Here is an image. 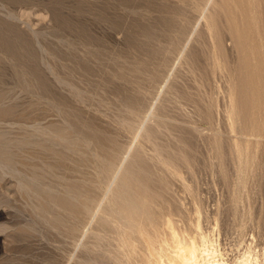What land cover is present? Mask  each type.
<instances>
[{
    "label": "rangeland",
    "instance_id": "obj_1",
    "mask_svg": "<svg viewBox=\"0 0 264 264\" xmlns=\"http://www.w3.org/2000/svg\"><path fill=\"white\" fill-rule=\"evenodd\" d=\"M229 1L0 0V264H142L130 251L149 257L147 240L137 231L123 235L110 195L118 179L111 182L109 165L143 172L144 193L154 187L145 194L153 208L159 201L175 205L172 210L168 204L171 210L163 209L159 221L172 217L171 230L188 241L199 239L196 245L205 246L207 257L238 264L250 255L264 264V136L254 158L259 169L246 176V196L234 180L231 141L243 147L252 139L248 148L252 145L254 154V131L227 117L229 97L243 95L239 50L227 25L235 21L232 16L241 21L250 11L245 20L255 18L253 24L243 17L234 26L248 32L254 25L258 41L253 30L249 36L258 44L253 45L258 57H264V0ZM223 5H229L228 12ZM239 23L251 27L246 31ZM250 174L257 180L253 184ZM166 229L159 223L149 238L163 257Z\"/></svg>",
    "mask_w": 264,
    "mask_h": 264
},
{
    "label": "bare ground",
    "instance_id": "obj_2",
    "mask_svg": "<svg viewBox=\"0 0 264 264\" xmlns=\"http://www.w3.org/2000/svg\"><path fill=\"white\" fill-rule=\"evenodd\" d=\"M208 1H210L211 2V0H208ZM229 1V0H228ZM237 1H239V0H237ZM236 1V2H237ZM243 1V0H242ZM254 1V0H253ZM260 1V0H259ZM197 2V1H196ZM210 2H208L209 4H210ZM241 2V0L239 1V3ZM245 2H248V1H245ZM206 3H207V0H206ZM227 3H229L230 4V1L229 2H227ZM226 3V4H227ZM232 3V2H231ZM235 3V2H234ZM233 3V4H234ZM242 3V2H241ZM244 3V2H243ZM255 3V2H254ZM254 3H250V4H252V6H253V4ZM263 3V2H262ZM223 4H224V2H223ZM245 4V3H244ZM246 4H248V3H246ZM249 4V5H250ZM230 5H232V4H230ZM248 5V6H249ZM257 5V4H256ZM229 6V5H228ZM227 6V7H228ZM233 6V5H232ZM231 6V7H232ZM235 6V5H234ZM247 6V5H246ZM247 6V7H248ZM203 7V6H202ZM223 7H225L226 9H224V11H226V12H228L227 10V7L226 6H224L223 5ZM250 7H251V5H250ZM249 7V8H250ZM229 8V7H228ZM233 8H235V7H233ZM249 8H247V10H246V12L247 11H249L248 9ZM258 8V7H257ZM217 9V8H216ZM251 9H252V7H251ZM250 9V10H251ZM220 10V9H219ZM237 9L235 8V10L234 11H236ZM256 9H254V11H255ZM218 11V10H217ZM232 11V10H231ZM230 11V12H231ZM251 11H253V10H251ZM259 11V10H258ZM225 12V13H226ZM239 12H241L240 10H239ZM214 13V12H213ZM237 16L239 15L238 14V10H237ZM242 13V12H241ZM240 13V14H241ZM248 14V16H249V14H250V11L249 12H247ZM258 13V12H257ZM215 14V13H214ZM230 13H228L227 15H229ZM232 14H233V12H232ZM234 14H235V12H234ZM242 14H244V13H242ZM251 14H252V12H251ZM222 15V14H221ZM236 15V14H235ZM234 15V16H235ZM246 15V16H247ZM236 16V17H237ZM244 17V15L242 16V19H243V17H244V19H243V21L245 20V18H247V17ZM251 16V15H250ZM233 17V16H232ZM231 17V19H234L235 21H236V19L238 18H232ZM240 17H241V15H240ZM257 17V16H256ZM212 18V17H211ZM219 18V17H218ZM228 18H230L229 16H228ZM242 19H241V21H242ZM253 19H255V18H253ZM253 19H250V17H249V20H251L250 22H249V20L247 21V20H245L244 22H249V24H253L254 22H252V20ZM209 20V19H208ZM212 21H213V18L211 19ZM230 20V19H229ZM239 20V22H241L240 21V19L238 18L237 19V21ZM211 21V22H212ZM217 21V20H216ZM225 21H226V18H225ZM228 21V20H227ZM233 21V20H232ZM234 21V22H235ZM242 21V22H243ZM254 21V20H253ZM257 21V20H256ZM261 21V20H260ZM234 22H230L229 21V23H231V24H229V25H232L231 26V28H229L228 27V25H227V29L229 30L230 29V31L229 32H233V37H234V39H235V45H236V49H238L239 51V55H237V56H239L240 57V67L242 68V76L240 77V80L238 81L241 85V88L240 89H242V92L241 93H243V95L242 96H238L239 97V100H238V98H236V97H234V96H232L233 94V92L231 93V95L230 96H232V97H229V101L231 102V105L229 106V104H228V106H229V115H230V117L227 115V117H228V119L230 118V122L231 123H233V122H240V121H242V122H240V124L242 123L243 124V122L244 123H246V124H250L251 126H252V130L254 131V134L252 133V136H254V142L256 143V144H254V145H256V147H255V149H256V151L254 150V147H253V150H254V152H256V153H254V154H252L250 151L252 150L250 147H252V145L251 146H249V148H248V145H249V143H250V141L252 140V139H245V133H244V136H242V137H244V141H245V144L243 145V147H240V145H237L236 144V141H235V144L234 143H232V142H234V141H231V149L233 150V153H234V155L235 156H237V169H238V171H235L236 173L238 172V178H236V179H234L235 181L237 180V186H238V188H239V190H243L244 189V187H245V184H247L246 182H248L247 180H246V176L247 175H249V173L250 172H253V170H255V171H257L259 168H258V166L256 167L255 165H254V158L255 157H257L258 155H257V153H258V150H260L259 149V147H261L260 145H259V143H260V141L258 140V138L259 137H261V135L262 136H264L263 135V132H264V112H263V108H264V96H263V94H264V79L262 80V79H260L259 78V74H261V70L263 69L264 70V57L262 56V54H261V56L262 57H258V54H257V51L255 52V50H254V42H253V44H252V39L255 37V35L256 34H258L259 32H257L255 29V27H251V25L249 26L248 24V26L249 27H251V29H249V31L250 30H253V28H255L254 30L257 32H254V30H253V32L252 33H255L254 34V37H252V39H251V37L249 36L250 34L252 35V33L250 32V34H249V31L248 32H241V31H238L237 32V30H236V28L237 27H235L234 25H235V23ZM232 23H234V24H232ZM238 23V22H237ZM209 24H210V22H209ZM228 24V23H227ZM240 24V23H239ZM245 25H243L242 24V26H245L246 27V31H247V27L248 26H246V23H244ZM210 26H211V28H212V24H210ZM209 26V27H210ZM238 26V25H237ZM241 26V24L239 25V27ZM241 26V27H242ZM255 26H257V25H255ZM235 28V29H234ZM242 29V28H241ZM240 29V30H241ZM210 30V29H209ZM244 30H245V28H244ZM148 31V30H147ZM146 31V32H147ZM167 31V30H166ZM216 31V30H215ZM243 31V30H242ZM231 32V33H232ZM148 33V32H147ZM231 35V34H230ZM250 37V38H249ZM261 37V36H260ZM230 38H232V37H230ZM250 40V41H249ZM254 40H257V36L254 38ZM263 40V39H262ZM258 41V40H257ZM218 42H220V41H218ZM256 44H257V42H255ZM259 43V42H258ZM254 45V46H253ZM258 45V44H257ZM264 46V45H263ZM258 47V46H257ZM259 47H262L260 44H259ZM235 48V47H234ZM235 49V50H236ZM264 49V48H263ZM257 50V49H256ZM261 50H262V48H261ZM221 51V50H220ZM263 51V50H262ZM262 51H259L260 53L262 52ZM258 52V53H259ZM264 55V54H263ZM224 56V55H223ZM260 56V55H259ZM238 59V58H237ZM236 59V60H237ZM232 62V61H231ZM236 63V62H235ZM239 63H238V66H239ZM226 65V64H225ZM237 66V67H238ZM223 67V66H222ZM227 67V66H226ZM231 67V66H230ZM240 67H238V68H240ZM228 69V68H227ZM229 70V69H228ZM235 70H237V68H235ZM238 71H240V70H238ZM238 71H237V73H238ZM240 71V72H241ZM136 72V71H135ZM227 72H229V71H227ZM231 72H233V71H231ZM231 72L229 73V74H231ZM263 73V72H262ZM235 74V73H234ZM241 75V74H240ZM227 76V75H226ZM237 76H239V74L237 75ZM135 77V76H134ZM230 77H233V75H230ZM235 78V77H234ZM264 78V77H263ZM232 79V78H231ZM237 79H238V77H237ZM43 81V80H42ZM229 81H231V80H229ZM235 81H236V79H235ZM44 82V81H43ZM232 82V81H231ZM230 82V83H231ZM233 82H234V80H233ZM237 82V83H238ZM42 83V82H41ZM45 83V82H44ZM43 83V84H44ZM47 85V84H46ZM46 85H44V86H41V85H39V86H41V88H43L44 89V87L46 86ZM231 85H232V83H231ZM226 86H229V85H226ZM234 86H236V85H234ZM49 88V87H48ZM231 88H233V85H232V87L230 86V90H231ZM236 88H238V86L236 87ZM234 89H235V87H234ZM229 90V91H230ZM233 90V89H232ZM231 90V91H232ZM230 91V92H231ZM234 91V90H233ZM235 93V92H234ZM240 93V94H241ZM230 98H231V100H230ZM30 107V106H29ZM31 107H32V105H31ZM35 107V106H34ZM34 107H32V108H34ZM31 108V109H32ZM12 109V108H11ZM28 109V108H27ZM31 109H29V110H31ZM34 110H35V108H34ZM5 111V110H4ZM28 111V110H27ZM45 111V110H44ZM228 111V110H227ZM243 111V112H242ZM35 112V111H34ZM245 112V113H244ZM6 113V112H5ZM11 113V112H10ZM24 113H26L25 111H24ZM27 113H29V112H27ZM30 114V113H29ZM27 115V114H26ZM32 116H33V114H32ZM32 116H31V119H32ZM37 116V115H36ZM35 117V116H34ZM38 118V117H37ZM30 120V119H29ZM32 120H34V119H32ZM36 121H38V119H35ZM25 121V120H24ZM39 121H40V119H39ZM42 121V120H41ZM45 122V121H44ZM43 122V123H44ZM229 122V121H228ZM38 123V122H37ZM29 124V123H28ZM47 124V123H46ZM45 124V125H46ZM63 124V123H62ZM237 124V123H236ZM240 124H238V125H240ZM234 125V124H233ZM245 125V124H244ZM41 126H43V124L41 125ZM243 126V125H242ZM247 126V125H246ZM30 127V126H29ZM44 127V126H43ZM48 127V126H47ZM58 127V126H57ZM61 127V126H60ZM230 127H232V126H230ZM240 127H241V125H240ZM244 127V126H243ZM242 127V128H243ZM249 127V125L247 126V128ZM61 128H63V127H61ZM242 128H241V130H242ZM247 128H244V129H247ZM44 129V128H43ZM67 129V128H66ZM128 129V128H127ZM48 129H46V131H47ZM61 130V129H60ZM60 130H56V131H54V133H55V137L57 138V139H59V140H63V135H62V133H61V131ZM131 130V129H130ZM38 131V130H37ZM67 131V130H66ZM238 131H239V129H238ZM244 131V130H243ZM246 131V130H245ZM251 131V129L249 130V131H246V132H250ZM32 132V131H31ZM53 132V131H52ZM51 132V133H52ZM240 133H242L241 131H240ZM45 134H50V131H49V133H45ZM33 135V134H32ZM36 135V134H35ZM93 135V134H92ZM243 135V134H242ZM246 135H250L251 136V132H250V134H246ZM31 136V135H30ZM48 136H50V135H48ZM66 136V135H65ZM32 137H35V136H32ZM44 137H46V136H44ZM72 137V136H71ZM71 137H69V139L71 138ZM215 137V136H214ZM213 137V138H214ZM238 137V136H237ZM248 137V136H247ZM29 138V137H28ZM37 138V137H36ZM240 138V137H239ZM249 138V137H248ZM264 138V137H263ZM56 139V140H57ZM90 139H92V138H90ZM98 139H100V138H98ZM30 140V139H29ZM33 140H35V139H33ZM50 139H48V141H49ZM54 140V139H53ZM74 140H76L77 141V139H74ZM102 140V139H101ZM105 140V139H104ZM240 140V139H239ZM24 141H25V139H24ZM72 142V139H70L69 140V142ZM91 141V140H90ZM244 141L242 142V143H244ZM1 142V141H0ZM108 142V141H107ZM110 142V141H109ZM212 142H213V140H212ZM238 142H240V141H238ZM253 142V141H252ZM28 143V142H27ZM37 143H38V140H37ZM42 143V142H41ZM46 143V142H45ZM58 143V142H57ZM94 144H95V142H93ZM112 142H110V144H111ZM264 143V142H263ZM33 144H34V142H33ZM74 144H75V141H74ZM73 144V145H74ZM233 144V145H232ZM5 145V144H4ZM21 145H23V144H21ZM20 145V146H21ZM31 145V144H30ZM35 145V144H34ZM46 145H48V144H46ZM52 145V144H51ZM97 145V144H96ZM215 145V144H214ZM213 145V146H214ZM228 145V144H227ZM241 145V146H242ZM262 145V144H261ZM10 146H11V144H10ZM18 146V145H17ZM36 146H37V144H36ZM50 145H48L47 147H49ZM63 145H61V147H62ZM112 146V145H111ZM217 147H218V145H216ZM221 146H222V144H221ZM229 146V145H228ZM264 145H262V147H263ZM2 147V146H1ZM8 147H9V145H8ZM7 147V148H8ZM32 147H35V146H33L32 145ZM46 147V146H45ZM45 147H43V148H45ZM65 147V146H64ZM72 147H74V146H72ZM101 147V146H100ZM104 147V146H103ZM53 148V147H52ZM77 148V147H76ZM102 148V147H101ZM109 148V147H108ZM219 148V147H218ZM230 148V147H229ZM228 148V149H229ZM34 149H37V148H34ZM41 148H39L38 150H40ZM57 149V148H56ZM59 149V148H58ZM61 149V148H60ZM72 150H73V148H71ZM98 149H100V148H98ZM97 149V150H98ZM102 149H104V148H102ZM112 149V148H111ZM220 149V148H219ZM249 149H251L250 151H249ZM262 149V148H261ZM37 150V151H38ZM50 150H52V149H50ZM53 150H55V149H53ZM79 150V149H78ZM96 150V151H97ZM101 150V149H100ZM99 150V151H100ZM110 150V149H109ZM216 150V149H215ZM6 151H8V150H6ZM23 151V150H22ZM32 151H33V149H32ZM61 151H62V149H61ZM102 151V150H101ZM100 151V152H101ZM124 151V150H123ZM139 151V150H138ZM221 151V150H220ZM228 151V150H227ZM1 152V151H0ZM8 152H10V151H8ZM60 152V151H59ZM108 152H110V151H108ZM216 152H217V150H216ZM230 152H231V150H230ZM260 152V151H259ZM3 153H4V151H3ZM12 153H13V151H12ZM24 153V152H23ZM44 153V152H43ZM74 153V152H73ZM112 153V152H111ZM116 153V152H115ZM220 153V152H219ZM40 154V153H39ZM61 154H62V152H61ZM65 154V153H64ZM99 154V153H98ZM105 154V153H104ZM117 154V153H116ZM127 154H128V152H127ZM137 154V153H136ZM157 154H159V153H157ZM161 154H163V153H161ZM256 154V155H255ZM263 154V153H262ZM7 155V154H6ZM42 155V154H41ZM50 155H52V154H50ZM66 155V154H65ZM79 155V154H78ZM112 155V154H111ZM110 154H109V156H111ZM125 155V154H124ZM129 155V154H128ZM128 155L126 156V157H128ZM171 155V154H170ZM217 155H219L218 153H217ZM232 155V154H231ZM28 156H29V154H28ZM53 156V155H52ZM100 155H98V157H99ZM107 156V155H106ZM108 156V157H109ZM119 156V155H118ZM161 156V155H160ZM179 156V155H178ZM183 156V155H182ZM222 156V155H221ZM7 157V156H6ZM31 157V156H30ZM32 157H34V156H32ZM56 157V156H55ZM66 157V156H65ZM115 157V156H114ZM135 157V156H134ZM158 157V156H157ZM169 157V156H168ZM171 157V156H170ZM177 157V156H176ZM222 157H224V156H222ZM234 157V156H233ZM3 158V157H2ZM15 158V157H14ZM104 158V157H103ZM106 158V157H105ZM113 158V157H112ZM116 158V157H115ZM123 158V157H122ZM172 158V157H171ZM173 158H174V156H173ZM180 158H181V156H180ZM216 158V157H215ZM219 158H221V157H219ZM236 158V157H235ZM234 158V159H235ZM9 159V158H8ZM44 158H42V161H44L43 160ZM77 159V158H76ZM98 159V158H97ZM165 160H166V158H164ZM185 159V158H184ZM188 159V158H187ZM223 159V158H222ZM32 160V159H31ZM69 160V159H68ZM109 160H111V158L109 159ZM117 160V159H116ZM124 160H126L125 158H123V161ZM159 160H160V158H159ZM179 160V159H178ZM256 160V159H255ZM8 161V160H7ZM16 161V160H15ZM72 161V160H71ZM76 161V160H75ZM77 161H79V160H77ZM113 161H114V158H113ZM122 161V160H121ZM160 161H162L163 162V160H160ZM36 162V161H35ZM35 162H34V164H35ZM46 162V161H45ZM60 162V161H59ZM111 162V161H110ZM116 162V161H115ZM114 162V163H115ZM134 162V161H133ZM157 162V161H156ZM222 162V161H221ZM33 163V162H32ZM42 163H44V162H42ZM47 163V162H46ZM81 163V162H80ZM113 163V162H112ZM138 163V162H137ZM159 164H160V162H158ZM163 163H165L164 164V166H166L167 167V161L165 162H163ZM170 163V162H169ZM263 163V162H262ZM30 164H31V162H30ZM50 164L51 163H49L48 165L50 166ZM58 162H57V165L56 166H58ZM109 164H111V163H109ZM108 164V165H109ZM124 164V163H123ZM130 164H131V162H130ZM129 164V162H126V165H130ZM133 164V163H132ZM177 164V163H176ZM220 164V163H219ZM256 164V163H255ZM47 165V164H46ZM64 165H65V162H64ZM104 165V164H103ZM125 165V164H124ZM124 165H122V166H124ZM134 165H136V164H134ZM142 165V164H141ZM170 165H172V164H170ZM170 165H168V169H169V166ZM257 165V164H256ZM263 165V164H262ZM261 165V166H262ZM33 166V165H32ZM31 166V167H32ZM51 166H53V165H51ZM74 166V165H73ZM113 166L114 165H112V166H108L107 167V169H106V167H105V169L106 170H108L109 172H111V182H113V180L114 179H118L117 181H118V183H117V186H114V190H110L111 189V182L109 183V181H108V184L110 185H108L109 186V190L110 191H112L113 193L111 194L110 193V195L112 196L113 195V199H112V205H114V207L116 208V215L114 216V217H118L119 219H121L120 221L122 222H119V223H121V224H124V226L123 225H120L121 227L123 226L124 227V230H121V231H123L122 233H124L123 235H125V237H127L128 238V236H130V234L131 233H133L134 231H137V233L139 232L146 240H147V249H148V251H149V254H150V256L149 257H147V256H144V255H142V254H140V253H134L135 251H133V247L135 246V244H134V246L132 245V244H129L128 246L129 247H131L132 246V248H129L128 247V249H132V251H130L131 252V255L132 256H134L135 258H136V260H138L140 263H142V264H227V263H224L223 261H219L218 259H213V258H215V255L213 256V258L212 257H207L208 255L207 254H210V253H208L207 251H206V249H205V251L207 252V254H205L206 252H203L202 250H204V248H205V246H203L202 248V250H201V247L199 246V239L197 240V237H196V240L198 241V247L200 248V250L198 249V247H197V245H196V243H197V241L195 242L194 240H195V238H194V240L192 239L191 240V238H190V241H188V240H185L187 237L185 236V234H182L181 233V235H184L186 238H183V236L180 238V236H177V235H180V233L179 234H175V232L177 231H175V229L176 228H173V230L175 231V232H173V230H171L172 229V223L174 222L173 220V218L171 217V219H172V221H171V219L169 220L168 218H166L167 216H169V215H167L166 217H165V219H167V220H165V219H163L164 220V222H162L163 224H165V227L167 228L166 230L168 231V234L166 233V230H163V231H165V234H167L166 236L168 237V239H167V237H166V239H167V241H166V243H164V241H163V243H162V241H160V244L158 243L157 245H160V249L162 250V252H166V254H165V256L163 257V256H161V254H159V251H158V249L156 248V246L155 245H153V243H152V241H151V243H150V240H149V238L151 237V235H152V233H153V229L154 228H156V226L160 223V224H162L160 221H159V219H160V217H161V211L163 212V209L166 211V210H169L170 208H172V210H174V207H175V205L173 206L171 203H169L168 202V200H167V202H168V204L169 205H172V207L171 206H169L168 204H167V206H169V208L168 209H165V207H167L165 204H166V197L164 198L165 200V203H163V202H161V201H159L160 202V204L158 203V210H157V208L155 209V207H157V206H155V203H154V208H153V206L151 205V202L148 200V197L146 198V196H145V194L147 195V193L149 192V191H153V188L151 189L150 188V190H148V192H146V193H144V191L146 190L147 191V189H145V185H144V183L146 182V180L144 181V179L142 180V181H144V183H143V185H144V189L145 190H143V188L141 187V186H143V185H141L140 184V176H142V175H144L145 176V174L142 172V173H140L141 175L139 176V173H138V171H136L135 173L134 172H132L131 170H129V168H127V169H125V168H123V169H121V168H119L121 165H118L119 167H118V169H113ZM158 166H160V165H158ZM163 165L161 164V169L163 168L162 167ZM174 166V165H173ZM176 166V165H175ZM38 167H39V165H38ZM54 168H55V165L53 166ZM101 167V166H100ZM103 167V166H102ZM141 167V166H140ZM139 167V168H140ZM156 167V166H155ZM165 167V168H166ZM171 168H172V166H170ZM222 167V166H221ZM221 167H220V169H221ZM57 169H58V167H56ZM61 168V167H60ZM68 168V167H67ZM78 168V167H77ZM76 168V169H77ZM131 168V167H130ZM134 168V167H133ZM132 168V169H133ZM159 168V167H158ZM235 168V167H234ZM256 168H258V169H256ZM66 169V168H65ZM101 169V168H100ZM103 169V168H102ZM105 169L103 170L104 172H105ZM155 169V168H154ZM167 169V170H168ZM173 169H175V167H173ZM18 170V169H17ZM51 170V169H50ZM70 170H72V169H70ZM134 170H136L135 168L133 169V171ZM158 170V169H157ZM164 170V169H163ZM166 170V169H165ZM166 170V171H167ZM171 170V169H170ZM169 170V171H170ZM217 170V169H216ZM235 170H236V168H235ZM264 170V169H263ZM43 171H45V170H43ZM68 171V170H67ZM77 171V170H76ZM161 171V170H160ZM168 171V172H169ZM176 171V170H175ZM222 171V170H221ZM102 172V171H101ZM153 172H155V171H153ZM162 173H163V171H161ZM165 172V171H164ZM172 172V171H171ZM260 172V171H259ZM77 173V172H76ZM156 173V172H155ZM162 173L160 174V173H157L159 176L160 175H162ZM170 173V172H169ZM175 173V172H174ZM221 173V172H220ZM263 172H261L260 174H262ZM35 174H36V172H35ZM49 174V173H48ZM59 174V173H58ZM70 174H71V172H70ZM110 174V173H109ZM108 174V175H109ZM165 174V173H164ZM171 174H173V173H171ZM259 174V173H258ZM60 175H61V173H60ZM64 175V174H63ZM156 175V174H155ZM154 175V176H155ZM170 175V174H169ZM168 175V176H169ZM224 175V174H223ZM37 176V175H36ZM57 176V175H56ZM69 176V175H68ZM110 176V175H109ZM148 176V175H147ZM153 176V177H154ZM171 176V175H170ZM177 176H178V174H177ZM180 176V175H179ZM250 176H251V174H250ZM252 176H253V174H252ZM252 176H251V178H250V180H252ZM256 176H257V173H256ZM260 176H262V175H260ZM30 177V176H29ZM63 177V176H62ZM62 177H61V179H62ZM65 178L67 177V176H64ZM75 177V176H74ZM146 177V176H145ZM158 177V176H157ZM156 177V178H157ZM164 177H166L165 175H164ZM172 177V179H173V176H171ZM176 176H174V178H175ZM249 177V176H248ZM259 176H257V178H258ZM71 178H73V176L71 177ZM108 176H107V180H108ZM109 178V179H110ZM141 178H143V177H141ZM148 178V177H147ZM150 178V177H149ZM159 178H162V177H159ZM177 178V177H176ZM256 178V179H257ZM261 178V177H260ZM259 178V179H260ZM33 179V178H32ZM66 179H68V178H66ZM70 179V178H69ZM154 179V178H153ZM171 179V178H170ZM178 179V178H177ZM254 179V182L255 181H257V180H255V178H253ZM64 180V179H63ZM74 180H76V177H75V179ZM162 180H164V179H162ZM43 181V180H42ZM55 181V180H54ZM70 181V180H69ZM72 181V180H71ZM70 181V182H71ZM148 181V180H147ZM159 182H160V180H158ZM167 181V179L166 180H164V182H166ZM234 181V182H235ZM32 182V181H31ZM76 182H78V181H76ZM114 182H116L115 180H114ZM113 182V183H114ZM150 182V181H149ZM152 182V181H151ZM151 182L149 183L150 185H151ZM162 182V181H161ZM168 182V181H167ZM170 182V181H169ZM173 182V181H172ZM252 182V184L254 183L253 182V180L252 181H250V183ZM142 183V182H141ZM148 183V182H147ZM163 183V182H162ZM60 184V183H59ZM149 184H148V187H149ZM248 184H249V182H248ZM26 185V184H25ZM62 185V184H61ZM113 185V184H112ZM155 185V184H154ZM163 185V184H162ZM251 185V184H250ZM40 186V185H39ZM165 186V185H164ZM168 186V185H167ZM234 186V185H233ZM35 187V186H34ZM250 187V186H249ZM47 188V187H46ZM108 188V187H107ZM147 188V187H146ZM247 188V187H246ZM27 189V188H26ZM30 189V188H29ZM69 189V188H68ZM112 189H113V186H112ZM149 189V188H148ZM158 189H159V187H158ZM160 189H162L163 190V188H160ZM165 189V188H164ZM237 190V188H235L234 187V190ZM23 190V189H22ZM75 190V189H74ZM108 190V189H107ZM106 190V191H107ZM108 190V191H109ZM168 190V189H167ZM165 191V192H168V191ZM173 190V189H172ZM245 190V189H244ZM243 190V192L245 193V191ZM249 190V189H248ZM247 190V191H248ZM156 191V193H153V194H157L158 192H157V190H155ZM164 191V190H163ZM37 192V191H36ZM242 192V191H241ZM151 193V192H150ZM161 193V192H160ZM159 193V194H160ZM164 193V192H163ZM162 193V194H163ZM174 193V192H173ZM237 193H238V191H237ZM162 194H160V195H162ZM239 194H240V191H239ZM246 194V193H245ZM34 195V194H33ZM152 195V194H151ZM160 195L158 196V197H160ZM164 195H165V193H164ZM50 196V195H49ZM148 196H150V195H148ZM157 196V195H156ZM166 196V195H165ZM240 196V195H239ZM242 196H244V194L242 195ZM246 196H247V194H246ZM79 197V196H78ZM152 198L154 199V197L152 196ZM170 198V197H169ZM168 198V199H169ZM233 198V197H232ZM246 198V197H245ZM81 199V198H80ZM231 199V198H230ZM235 199V198H234ZM54 200V199H53ZM57 200V199H56ZM88 200V199H87ZM152 200V199H151ZM161 200V199H160ZM232 200V203H233V199H231ZM236 200V199H235ZM242 200H243V198H242ZM111 201V200H110ZM155 202H156V200H154ZM158 201V200H157ZM163 201V200H162ZM236 202H237V200H236ZM243 202H244V200H243ZM56 203V202H55ZM90 203V202H89ZM156 203V204H157ZM174 203V202H173ZM235 203V202H234ZM241 203V202H240ZM240 203H239V205H240ZM84 204V203H83ZM91 204V203H90ZM98 205H100V203L98 204ZM97 205V206H98ZM109 205V204H108ZM232 205H237V204H232ZM238 205V206H239ZM85 206V205H84ZM93 206V205H92ZM236 207L237 206H235V209H236ZM110 208V207H109ZM112 208V207H111ZM233 208V207H232ZM94 209V208H93ZM107 209V208H106ZM87 210H88V208H87ZM91 210V209H90ZM97 210H99V209H97ZM110 210V209H109ZM111 210H114V208L113 209H111ZM171 210V209H170ZM234 210V209H233ZM43 211V210H42ZM96 211V210H95ZM165 211H164V213H162V214H165ZM85 212V211H84ZM89 212V211H88ZM97 212V211H96ZM96 212H94V214L96 213ZM109 212V211H108ZM169 212V211H168ZM105 213V212H104ZM110 213V212H109ZM113 213V212H112ZM114 213H115V211H114ZM166 213H167V211H166ZM173 213V212H172ZM98 213H96V215H97ZM102 214V213H101ZM174 214V213H173ZM78 215V214H77ZM86 215V214H85ZM88 215L89 216H91V214L90 213H88ZM106 215H108L107 213H106ZM101 216H103V215H101ZM109 216V215H108ZM243 216V215H242ZM246 216V215H245ZM79 217V216H78ZM93 216H91V218H92ZM105 217V216H104ZM107 217V216H106ZM113 217V218H114ZM164 217V216H163ZM162 217V218H163ZM112 218V219H113ZM162 218H161V221H162ZM110 218L108 217V220H109ZM115 219H117V218H115ZM182 219V218H181ZM247 219V218H246ZM64 220V219H63ZM83 220V219H82ZM111 220V219H110ZM123 220V221H122ZM106 221V220H105ZM105 221H104V223H105ZM116 221H118V220H116ZM115 221V222H116ZM102 222V221H101ZM109 222V221H108ZM114 222V221H113ZM124 222V223H123ZM111 223H112V221H111ZM119 223L118 224H116L117 226L119 225ZM175 223V222H174ZM115 224V223H114ZM113 225V224H112ZM112 225H111V227H112ZM115 225V226H116ZM146 225H147V227H146ZM119 226V227H120ZM174 226V225H173ZM114 227V226H113ZM122 227V228H123ZM159 227V226H158ZM161 227H163L164 228V226H161ZM116 228V227H115ZM122 228H118V230L119 229H122ZM117 229V228H116ZM117 232V234H119L118 233V231H116ZM120 232V231H119ZM180 232V231H179ZM76 233V232H75ZM122 233H120V234H122ZM164 234V235H165ZM118 236V235H117ZM131 237V236H130ZM129 237V238H130ZM192 238L194 237V236H191ZM122 238H123V236H122ZM138 238V237H137ZM152 238V237H151ZM118 239H120V238H118ZM125 239V238H124ZM124 239H123V241H121V243H125V241H124ZM132 239H133V237H132ZM121 240V239H120ZM127 240V239H126ZM128 240H131V239H128ZM145 240V241H146ZM134 241V240H133ZM138 241H140V240H137V243H138ZM157 241V240H156ZM126 243H127V241H126ZM129 243H131V241H129ZM207 243V242H206ZM146 244V243H145ZM119 245V244H118ZM121 245V244H120ZM123 245V244H122ZM126 245V244H125ZM205 245V244H204ZM209 245V244H208ZM137 246V245H136ZM207 246V245H206ZM209 247V246H208ZM208 247H206L207 249H210V248H208ZM121 248V247H120ZM126 248V247H125ZM136 248H138V246L136 247ZM124 249V248H123ZM128 249H127V251H128ZM164 250V251H163ZM121 251H122V249H121ZM125 251V250H124ZM128 251V252H129ZM209 251V250H208ZM255 251V250H254ZM210 252V251H209ZM263 253V252H262ZM250 254V253H249ZM255 254V253H254ZM120 255V254H119ZM130 255H127V257H129ZM209 256H211V255H209ZM152 257V258H151ZM124 258H125V256H124ZM212 258V259H211ZM262 258V257H261ZM218 260V261H217ZM115 261V260H114ZM260 261V260H259ZM118 262V261H117ZM134 263V262H133ZM260 262H258V260H257V258H256V256H254V258H253V260L250 258V255H247V256H245L241 261H239L238 262V264H259ZM262 263H263V261H262ZM261 263V264H262ZM127 264V263H126ZM135 264V263H134Z\"/></svg>",
    "mask_w": 264,
    "mask_h": 264
}]
</instances>
